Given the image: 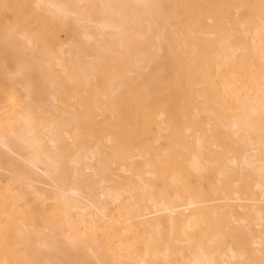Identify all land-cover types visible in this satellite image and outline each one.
<instances>
[{
    "label": "bare ground",
    "instance_id": "6f19581e",
    "mask_svg": "<svg viewBox=\"0 0 264 264\" xmlns=\"http://www.w3.org/2000/svg\"><path fill=\"white\" fill-rule=\"evenodd\" d=\"M0 226V264H264V0H0Z\"/></svg>",
    "mask_w": 264,
    "mask_h": 264
},
{
    "label": "rangeland",
    "instance_id": "374dc122",
    "mask_svg": "<svg viewBox=\"0 0 264 264\" xmlns=\"http://www.w3.org/2000/svg\"><path fill=\"white\" fill-rule=\"evenodd\" d=\"M75 24V23H74ZM73 23H71V22H69V21H66V28L68 27V29H66L65 30V32H64V34H62L61 36H62V38L64 39V40H68V39H74V35H75V31L77 32V29H76V27H77V25L75 24L74 25ZM73 28V29H72ZM69 30V31H68ZM68 31V32H67ZM66 35V36H65ZM70 37V38H69ZM4 221L5 220H3L2 222H3V224H4ZM6 223V222H5ZM8 226V224L6 225V228H7V235H6V233L4 234L3 233V235H6V236H8V233H9V227H7ZM1 227V226H0ZM6 228H4L3 227V231L2 232H4V231H6L5 229ZM1 233V232H0ZM5 237V236H4ZM2 237H0V239H1Z\"/></svg>",
    "mask_w": 264,
    "mask_h": 264
}]
</instances>
